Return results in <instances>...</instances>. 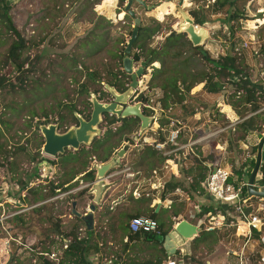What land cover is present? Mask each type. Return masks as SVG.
I'll use <instances>...</instances> for the list:
<instances>
[{"label":"trees","instance_id":"1","mask_svg":"<svg viewBox=\"0 0 264 264\" xmlns=\"http://www.w3.org/2000/svg\"><path fill=\"white\" fill-rule=\"evenodd\" d=\"M80 1V0H79ZM94 1V0H93ZM102 0H95L94 4L99 3ZM127 0H119L118 2V12L120 13L123 10ZM146 3L153 0H144ZM242 1V0H241ZM238 0H215L213 3L217 11H221L226 6L224 19L222 23L228 26L231 36H235V33L239 31L242 27L241 21L247 20L245 9L241 7H236ZM240 5V3H239ZM167 4L165 5V7ZM165 7L159 6L157 8V13H159V18L164 17ZM12 6L8 0H0V41L5 42L8 39H12V43L8 49L6 59L3 62L2 68L0 67V93L4 90L6 92H17L23 88L25 84V76L27 75L30 66L27 63L31 49L37 48L41 45L40 41L35 40L34 36H25V34L19 30L16 26L13 16L11 14ZM47 12V11H46ZM190 15L194 18L197 25H204L207 21L206 12L202 8L193 7L189 10ZM122 17H123V13ZM44 18H49L47 14H43ZM129 15H125L124 19ZM151 23L143 25L141 23L139 34L137 40L134 42L132 47L131 57L134 61L139 63L141 60L149 59L150 64L158 62L159 67L152 66L151 77L147 83L148 91L154 89H159L161 95L155 99L156 104H158L159 109L162 112V115L158 118L160 126H168L170 120L166 116V112L170 111L175 105L183 104L192 91L197 85L203 84V89L209 93H221L224 97L226 103L230 105L234 110L241 111L244 107L251 106L256 112L255 114L245 118L240 122L237 129L240 130L243 134L239 139H246L247 136L252 133H257V138L260 139L264 135V110L257 112L262 109L264 106V84L259 82V79H252L249 69L251 66L246 62L245 53L240 50L230 49L225 54H218L212 56V54L205 50V53L202 52L203 47H195L188 39L185 33L178 32L174 29H168L166 33H163V24L156 20L155 18L151 19ZM262 22V20H260ZM132 31L130 33V36ZM164 37L163 40L159 41L158 45L154 46L153 42L156 40L157 36ZM12 36V38H11ZM94 36V38L92 37ZM89 37V38H88ZM88 37L81 42L83 47H86L87 44L90 46L87 47L86 52L90 55L98 54L106 45L105 36L98 35L94 32H91ZM102 42H100V41ZM121 47H117L115 50H109V54L112 55L115 60L114 65L107 66L103 70L99 68H93L87 65L84 61L76 58V55L71 57H66L68 67H71L69 71L71 72V84L73 88L70 90L68 87L57 85L62 83L57 78L55 81L49 80L48 82H37L35 81V89L44 91V86L48 88V92L51 93L53 98V103L49 107L50 112H57L56 123L60 125V128L66 130L67 120L71 118L72 122L77 124L78 121L74 115V112L77 111L79 114L83 115L84 118L89 119L91 115L92 107L90 101V93L94 92L97 94L100 101L106 100V98L111 95L104 89V84H110L114 86L118 91L125 90L127 84L129 83L130 76L123 71V56L124 50L126 48V43L119 40ZM258 54L264 50V43L258 45ZM233 51V52H231ZM91 52V53H90ZM232 53V54H231ZM26 58V62L22 59ZM64 58V57H63ZM27 63V66H26ZM8 64L13 65L14 74H2L1 71L4 70L5 66ZM31 65V63H30ZM26 67V68H25ZM62 69H66L67 66L60 65ZM62 73V72H60ZM15 77L13 80L12 77ZM60 76V74H57ZM24 83V84H23ZM60 91L61 95L58 96L57 93ZM85 96L87 99L83 100L81 97ZM84 107H80V102ZM136 101L149 102L150 97L146 96L144 93L139 94ZM8 104L4 105V109L10 108ZM46 109V108H43ZM145 114L153 113L152 110L143 108ZM35 117H38V114L33 112L32 120ZM46 118L42 123L48 124L51 121L49 120V112L43 110L40 118ZM244 117V116H243ZM242 117V118H243ZM104 121L107 122L109 130L107 132L111 136H119L118 141H122L123 134L125 132H132L134 129H138L139 120L134 118H128L124 121L116 119L114 116L108 114L104 115ZM118 122H122L121 126L117 127L114 131L111 128V125H114ZM11 123L8 122L6 113L4 110L0 113V149H4L7 152L13 147L8 146L9 140L6 137V132H9ZM178 127V124H177ZM114 133V134H113ZM116 133V134H115ZM37 132L34 133L32 138V143L38 148V151L41 150L44 139L42 136H35ZM102 138H96L92 145L89 147V150L86 151L88 154H84L83 150H87L86 147H82L79 151H75L76 155L83 156L82 160H77L80 162L79 168L75 169V173L82 171H87L90 165V162L93 159H96L98 162L104 163L107 162L114 152V148L118 147L117 143H113L110 139L111 136ZM5 138V139H4ZM40 139L38 142L35 139ZM7 139V140H6ZM132 139L128 137L126 141H131ZM165 139L161 138L159 142H163ZM28 142V143H30ZM156 144H147L144 143V147L141 150L140 158L136 164H133L131 167L133 170H137L141 174L149 175L157 167L166 162V160L172 158L171 155L163 154V150L156 148ZM257 145L255 147V154L257 153ZM24 146L20 143L14 145V152L21 150ZM85 152V153H86ZM10 153V154H11ZM40 152H38L39 154ZM37 154V155H38ZM60 156V155H59ZM81 156V157H82ZM79 159L80 157H76ZM33 162H36V157H33ZM40 161H45V158L41 157ZM48 161V160H47ZM53 165H58L56 160L48 161ZM213 162V158L209 159L204 158V160H199L195 164L187 169L182 168L180 174L183 176L182 180L173 178L172 182L167 184V192L174 191L176 188H180L182 191H188L190 195H193V192L202 194L205 192L203 188V183L205 182L207 175L210 170L209 163ZM255 164V158H252L249 163L248 172L249 175ZM251 167V168H250ZM250 168V170H249ZM244 168L236 170L234 175L242 176ZM73 171V170H72ZM262 177L257 179L260 185H264V162L260 168ZM95 171L90 169L86 172L85 178L88 181H93L95 177ZM191 176V181L187 180V176ZM248 179V178H247ZM233 181V178H230V182ZM244 180H238L236 183H240ZM18 184L24 183L22 180L16 181ZM65 184H58L56 188H61ZM244 192L247 195V188ZM85 190L81 191L80 194H84ZM211 211V208H205L204 206L200 207V214L208 213ZM145 215L155 219L158 222V229L156 232H136L131 233L128 228V223L124 225L123 231L124 236L122 241H124V250H128L131 244L137 243L138 241H143L145 243H152L155 246H161L164 242L165 236L172 230L174 221L171 216H168V220H165L160 217L161 212H156L155 208H148L144 214L136 213L133 216L129 217L131 220L133 217ZM171 215L178 217L177 210H171ZM78 216V215H77ZM77 218L81 219L84 224L87 237H80L79 235L73 234V231L66 232V234H59V243L56 246V251L61 252V259L58 263L55 261L48 260L46 257H38L42 259L46 264H92L89 260V257L95 253L102 252V245L100 246L92 240L93 235L99 237V230L89 228L87 223L82 219L81 216ZM129 220V221H130ZM58 227L56 229L58 231ZM82 228H80L81 230ZM71 236V242L65 241ZM125 239H127L125 241ZM218 241V234L216 229L206 230L205 226H202L201 232L191 241L192 255L196 250V247L200 243L204 244H214ZM104 250V249H103ZM162 257L157 260L145 261L143 264H163L168 259V255L164 247H160ZM44 258V259H43ZM123 264H128L124 262ZM131 264V263H129Z\"/></svg>","mask_w":264,"mask_h":264},{"label":"rangeland","instance_id":"2","mask_svg":"<svg viewBox=\"0 0 264 264\" xmlns=\"http://www.w3.org/2000/svg\"><path fill=\"white\" fill-rule=\"evenodd\" d=\"M195 1L197 2L198 0H193V2ZM8 2L12 6L11 14L19 30H21L25 34V36L30 37L33 35L35 40L40 41V39L44 38V41L41 42V45L39 47L31 49L29 59L27 61V63H29L30 69L25 76L26 82L25 84L23 83L24 89L17 92L10 91L9 93L4 90L2 93H0V113L4 110L8 122L11 123L10 130L9 132H6L5 138L9 140L8 146H11V144L13 146L11 149L10 147H8V150H10V152L5 151L4 149H0V173L7 178L9 177L12 182H16L18 180L24 181V183L22 184L17 183L19 189H16L14 191V202L8 203V209H5L4 212H0V264H46L42 259H38V257L42 258L39 252L44 249V251H56V246L59 243V240L56 239V237H58L59 234H66V232L68 233L70 231H73V234L79 235L82 238L87 237L83 222L81 221V219L77 218L78 216L72 214V204L77 203L78 205H80V207H82V205H84L86 208L89 207V204H87L88 198L85 197L86 195H88L87 192L89 190V187L84 189V194H80L75 190L70 195L65 194L66 191L64 190H66L67 188H63L64 185L61 186L59 190H51L53 193V197L51 198V200L41 202L40 204L41 208L46 207L44 216L48 221V225L45 229L39 227V229L36 230L37 232L35 233L37 235L39 234V236L41 237L40 239H38V244L36 245V248L38 249L36 251L30 249L31 245L27 244L28 242L26 240V235L29 232L28 228H32V224L27 227V222L25 223V220L27 217V208L30 207L32 202L29 196L30 191H28L27 188L28 185L26 183V176L33 169L34 176L36 178H40V176H43L44 174V176L47 175L48 180L55 182V171L53 172V174H51L49 170L43 171V168L45 167L43 165L44 161L39 162V159L41 157L45 158V161H57V159H59L58 156L53 158L45 155L42 152V148L40 151H38V148L34 145L36 142H30L32 141L35 132H37L35 136H42L39 126L43 124L42 122L46 119L44 117L40 118L43 110L49 112V120L51 121L50 123H56L55 121L57 118V112H50L48 110L50 105L53 103V98L51 96V93L48 92L47 86L43 85L45 89L44 91L36 90V85L34 82L37 81L41 83L48 82L49 80L55 81L58 78L60 80L57 82L62 81V83L57 85L58 88L60 86H65L71 90L73 88V84H71V72L69 71L71 67H68V59L65 58L69 56L71 57L72 55H76V58L79 57V60L84 61L90 67L99 68L101 70H103V68L107 66L109 67L111 65H114L115 60L108 51L115 50L117 47H121L120 42H118L119 40L124 41L126 44L128 43L131 37L130 33L134 27V21L131 16L130 18L127 17L126 19H123L124 17H122L121 13H124L125 6L120 13H118L115 9V14L109 16L110 18L107 19L103 16V13H101V11L100 13H98L99 11L96 12L98 7L96 4H94L95 0H8ZM193 2L191 3L189 0H185L182 8L185 11L189 12L190 9L195 7L194 5H192ZM237 3L238 4L236 7H241L242 1L238 0ZM147 4L149 6H156V8L147 10L145 7L138 3L133 4V9L136 11L137 17L141 18V23H143V25L151 23V19L155 18L163 24V33H166V31L170 28L177 31L179 30V24L182 22L181 14L177 10V7L179 6V0H153L151 2H148ZM166 4L167 6L165 7ZM158 5H163V7H165L164 17L162 18L158 17ZM116 6L118 7V5ZM46 11L48 12L49 18L42 17L43 14H47ZM222 16H225L224 12L220 13V17ZM207 26L210 25L207 24ZM226 27L221 24L220 27L218 25V29L215 30L213 36L219 40H222V44L229 45L228 48L230 49L235 50L236 48L241 52L248 51V59L251 60L252 58L256 61L257 64L256 66H251V68L249 69V73L251 74L252 79H259V82L261 81L264 84V73L263 75L261 74V70H263L264 72V50H262L259 55L256 56L250 48H245L243 46L244 41L241 38L237 37L236 33L234 37L231 36L228 26ZM91 32H94L99 36L104 35L106 37V42L104 44L106 46L101 51H99L98 54L95 55H90L88 52H86V49L88 46H90V44H87L86 47H83L81 45V42H84V40ZM158 37L163 36L161 34L160 36H157L156 39ZM92 38H94V36ZM12 39H8L5 42L0 41L1 68L4 60L6 59L8 49L13 41ZM227 51L228 49H226V52ZM22 61L26 62V58L23 57ZM60 65L67 66V68L62 69ZM135 66L137 68L139 66V63L135 64ZM152 66H155L154 63L150 64L149 69L146 73L147 76L144 81H148L150 79ZM13 68V65L8 64L7 66H5L4 70L1 71V75H8L11 73L14 74ZM57 74H60V76H57ZM15 77L17 76L13 75L12 79L14 80ZM156 90H158L157 95H149V97L158 107L155 99L161 95V91L159 89ZM138 92L139 91H136L134 97L132 98V100H130L131 104L141 102L136 101L137 97L139 96ZM57 95H61L60 91H58ZM108 98L103 101L106 102ZM81 99L86 100L87 98L83 96L81 97ZM78 103L81 108L84 107L81 101ZM5 104H8L11 107L4 109ZM90 109H92V107ZM33 112L38 114V117H35L34 120H32ZM235 112L237 113L238 118L241 121L255 114L251 106L244 107V109L241 111L235 110ZM119 124L121 125L122 122L116 123V125ZM71 125H75V123L72 122L71 118H68L67 126L70 127ZM100 126L103 132L100 138L103 139V137L105 138L107 136L109 126L104 120ZM112 127L113 125L111 126V128ZM63 129L61 128L60 130L64 131ZM113 130L116 131L115 129ZM242 134L243 133L240 130L236 129V131L233 132L230 137H228V150L233 151L235 147H238L236 141L241 137ZM108 136H111V134L108 133ZM247 137V139L251 140L255 145L258 144L260 140L257 138L256 132ZM118 138L119 136H117V138L116 136H111L110 140L113 143H117ZM35 140L38 142L41 141L39 138ZM16 143H20V145H23L24 147L21 150H18L16 153L12 154L11 152H14V145ZM255 145L251 147L250 154H255ZM236 151V158H239V152L241 151L237 149ZM38 152L40 153L38 154ZM68 153L75 154L73 153L72 149H69ZM213 154L215 155L216 153ZM213 154L211 155L214 162L220 157H218L217 155L213 156ZM207 155L208 156H205L203 158H197L193 155L192 152L189 151V153H187L186 155H182L180 159H186L187 157L189 159H192V161L195 163L199 160H204V158L209 159L210 155ZM75 156L81 157L82 155ZM33 157H36V162L32 161ZM59 161L65 163L63 159H60ZM67 165L69 164L67 163ZM245 165L246 164L239 166L246 167ZM239 166L238 168L237 166L233 168L234 174L236 173L237 169L241 168ZM79 167H81L80 164L78 165V168ZM61 171L62 170H60V172ZM247 173V178H249V172ZM257 179H259V177ZM60 180H62L61 177L59 178V181ZM62 183H59V185ZM79 185L80 184H78L77 187ZM10 204H12L13 208H10ZM92 204L93 203H91V205ZM186 207L188 211L191 207H193V203L189 201L188 206ZM171 210L173 211L175 210V208H172ZM41 213L39 215H41ZM170 213L171 212H169V214ZM12 216H18L19 218L16 222V229H9L10 227L8 228L5 225L8 219ZM115 217L117 221L114 222L113 229L101 228L98 232L99 237L96 236L95 238V235H93L92 237V240L95 239L94 241L98 245L100 243H105V245H102L100 247L102 248V255L99 262L100 264H123L124 262H127L128 264H143L145 261L157 260L158 258L162 257L160 247H163V244L161 246H155L152 243L138 241L137 243L131 244L130 248L127 251L124 250V241H122V238L124 236L123 228L130 219H127V216L124 217L123 215H120L119 217L116 215ZM228 218L231 217H229L228 215ZM57 227L59 228V232L56 231ZM80 228L82 229L80 230ZM19 236H21L20 239H18ZM68 242H71V236L68 237ZM110 242L112 244H110ZM184 249L185 251H183ZM188 250V247L186 245H183L177 249L174 255L168 256L167 259L179 260L181 259L180 257L186 259L188 256L183 255ZM197 251L198 249L194 251L193 256L190 255V264H206V253L201 252L200 254Z\"/></svg>","mask_w":264,"mask_h":264},{"label":"crops","instance_id":"3","mask_svg":"<svg viewBox=\"0 0 264 264\" xmlns=\"http://www.w3.org/2000/svg\"><path fill=\"white\" fill-rule=\"evenodd\" d=\"M214 1L215 0H198L192 4L196 8H202L206 12L207 21L202 26H205L209 30L210 37L206 41L204 49L208 50L212 56L225 54L226 49L229 47V45L222 44V40L213 36L215 30L218 29V25L219 27L220 24L226 27V25L222 23L224 16L220 17V13H226V10L228 9L226 6L222 11H217L213 3ZM96 5L98 7L96 12L99 11L98 13H100L101 11L103 16L107 19L110 18L109 16L115 14V9L117 12L119 9V7L116 6L118 5V0H102ZM242 8L245 9L248 19L241 21L242 27L236 32L237 37L241 38L243 41L252 40L258 41L259 44L264 43V0H242ZM260 20H262V22H260ZM207 24L210 26H207ZM161 40H163V37H158L153 42V45H158ZM244 53L246 62L250 66H256L257 64L255 60L252 58L251 60L248 59V51H244ZM154 65L155 67L160 66L158 62L154 63ZM134 68H136L135 65ZM263 73V70H261L262 75ZM146 76L147 75L140 80V87L138 91H142V93L146 96H156L158 90L154 89L152 92L148 91V81H144ZM221 95V93L207 92L203 89V84H200L192 89L187 97V100L183 104L175 105L170 111L165 113L169 120H176L178 123V127L180 129L178 146L180 149L175 153L170 154L172 158L166 160V162L157 167L156 170H158L159 176L163 179L165 188L164 190L160 189L152 191L151 197L149 198L143 196L140 199H136L132 195V190L138 186L140 191H147V180L151 173L149 175H145L136 170L139 174L137 175V180L133 181L127 178L125 174H118L117 171H120L125 165L132 166L138 162L144 143L152 145L157 143L156 145H162L160 150H163V154L167 155L168 150L171 147L167 144L171 126L169 124L168 126L161 127L157 119L148 130L142 133L137 141H134L133 138L137 135L138 129H134L132 132H125L123 134V140L117 142L118 147L114 148L112 156L127 144L128 141H126V139L128 137H130L134 142L126 152L124 158H122L121 166L112 170L107 176L106 180L107 182H111L112 186L104 195L102 203L100 205H96V209L93 212V229H113L114 222L117 221L115 217L116 215L118 217L120 215H123L124 217L127 216V219H129V217L136 213L144 214L148 208H155L156 212H161L160 217L165 220H168V216H171V213L169 214L171 209L175 208L178 212V217L171 216L170 219L174 221L173 227H175L178 222L186 220L190 224L200 227L201 229L202 226L204 227V221L207 220L209 213H223L226 214V216L232 213V209L227 206V204L218 201L207 192L202 194L193 192L194 194L190 195L188 191H182L180 188L167 192V184L172 182L173 178L178 180L183 179V176L180 174V170L182 168L189 169L195 164L192 159L187 157L186 159H180L182 155H186L189 151L197 158L208 156L207 154L210 155V158L212 157L211 154L216 153L215 155L213 154V156L217 155L220 158L209 163L210 169L212 166H221L232 172L234 182L238 180H248L247 172L249 163L250 160L256 156L255 154H250V149L255 144H253V142L248 140V137H246L247 140L238 139L236 141L238 147H235L233 151L228 150V137L236 131L241 120L238 118L235 110L226 103L224 97ZM115 125H113V129H117L116 127H119L120 124ZM161 138H164L165 140L158 143V140ZM89 147L90 146L86 147L87 150H83L85 155L88 154L86 151L89 150ZM236 149L241 151L239 152V158H236ZM68 151L69 150H67L64 155L58 156L59 159H57V166L49 163L48 161L46 163V169L49 170L51 174H53L54 171L56 173L55 182L48 180L47 175L44 176V174L43 176L41 175L40 178H36L34 176L33 169L26 176V183L28 185L27 188L28 191H30L29 196L32 202L26 212V226L28 227L32 224V228H28L29 232L26 235V240L28 242L27 244L31 245L30 249L33 251L38 249L36 248V245L38 244V239L41 238L39 234L37 235L35 233L37 232L36 230L39 229V227L45 229L48 225V221L44 216L46 207L41 208V202L51 200L53 197L52 191L57 189L59 190L60 188L55 189V187L62 182H65L63 188H67L64 191H66L65 194L68 195H70L74 190L81 193V191L85 188H90L92 181L86 180L85 174L95 163H101L96 159H93L90 162L87 171L81 170L76 174L75 169H77L80 164L77 160H82L83 156L77 159L75 156L76 154H69ZM72 151L75 153V150ZM262 155L263 163L264 147ZM60 159H63L65 163L59 161ZM67 163L69 165H67ZM243 164H246V167H243L244 170L242 176L234 175L233 168L235 166L238 168L239 165ZM60 170L62 171L60 172ZM191 176L192 175L187 176L186 179L191 181ZM60 177L62 180L59 181ZM78 184L80 185L77 187ZM16 189H19L18 184L16 182H12L9 177L7 178L0 173V212H4L5 209H8V203L14 202L13 194H15L14 191ZM87 194L88 195L85 196L89 199H87V204H89L88 206H91V203H93V196L89 193V190ZM189 201L193 203V207L187 211L186 206H188ZM245 203L247 205L246 208L248 212L256 214L264 219V198L249 196L247 193ZM72 206V214L76 216V213H79L82 216L87 213V208L84 205L80 207L77 203H73ZM201 206L211 208V211L208 213H202L201 215ZM10 208H13L12 204H10ZM40 213L41 215H39ZM18 219V216H12L8 219L5 225L8 228L10 227L9 229H16V222ZM230 221L231 220H228L224 226L216 229L218 234V241L216 243L210 245L200 243L196 247V249H198V253H206V264H264V225L260 230L254 229L249 231L245 226H238L237 224L230 223ZM205 229L209 230L206 227ZM20 238L21 236H19L18 239ZM56 239H59V235ZM64 240L68 241V239ZM192 240L185 244L189 249L186 253H184V256H188L186 259H183L182 257H180L181 259L179 260L168 259L163 264H177L179 262L190 264V255H192L193 252L190 244ZM101 244L102 243L99 245ZM110 244L112 243L110 242ZM183 251H185V249ZM101 255L102 252L91 255L89 257L90 262L92 264H100Z\"/></svg>","mask_w":264,"mask_h":264},{"label":"water","instance_id":"4","mask_svg":"<svg viewBox=\"0 0 264 264\" xmlns=\"http://www.w3.org/2000/svg\"><path fill=\"white\" fill-rule=\"evenodd\" d=\"M184 1L185 0H179V6L177 7L182 17L178 32L185 33L193 46L203 47L202 52L205 53L204 45L210 37L209 30L205 26L197 25L190 13L182 8ZM189 1L191 3L193 2V0ZM134 3L142 5L147 10L156 8V6H149L144 0H127L124 7L123 16L129 15L134 21L131 37L124 50L122 68L123 71L131 77L130 84L124 92H119L110 84H104L105 90L113 97L111 102L100 101L97 94L91 92L90 101L92 104V111L90 118L86 119L83 115L75 111L74 115L78 123L71 125L64 131L60 130V125L58 123L41 124L39 129L44 138L42 152L45 155L55 158L59 155H64L69 149L79 151L84 146H91L94 140L101 137L103 134L100 125L104 120L105 114L114 116L116 119L122 121L128 118L138 119L139 127L137 135L133 138L134 141H137L142 133L148 130L155 121V115L144 113L142 103H130V100H132L134 94L140 87L141 78L146 75L150 66V60L145 59L139 62L137 68H134L136 62L131 57L132 47L137 40L142 21L140 17H137L136 11L133 9ZM133 140L128 141L127 144L118 150L107 162L95 163L92 166L91 169L95 171V177L89 188V193L93 196V204L90 206V211L83 216L75 211V213L81 216L87 223L89 228H93V212L96 209V205L102 203L104 195L112 186L111 182H107V176L112 170L121 166L122 158L133 145ZM263 147L264 135L258 142L255 164L251 170L247 184L248 195L261 198H264V187L257 189L256 181L262 166ZM200 232V227L194 226L186 220L178 222L164 238L163 247L167 255H174L178 248L194 239Z\"/></svg>","mask_w":264,"mask_h":264},{"label":"built area","instance_id":"5","mask_svg":"<svg viewBox=\"0 0 264 264\" xmlns=\"http://www.w3.org/2000/svg\"><path fill=\"white\" fill-rule=\"evenodd\" d=\"M258 41L246 40L244 41V47L250 48L254 54H258ZM138 91V90H137ZM139 94L142 93L138 92ZM142 103L143 108H147L152 110L153 113L151 115H155V120H157L161 115V110L154 104L152 99L149 102H140ZM264 109V107L262 108ZM260 109L259 111H261ZM257 111V112H259ZM256 113V112H255ZM176 120H170V134L167 144H169L170 149L168 150V154L175 153L180 148L178 146V139L180 134V129L177 127ZM264 129V124H263ZM162 145H156V148L160 149ZM47 161H44L43 165L46 166ZM46 167L43 168V171H46ZM118 174H125L127 178L130 180L136 181L137 175L139 174L130 165H125L121 168V170L117 171ZM232 177V172L226 168L221 166H213L203 183V188L205 192L212 195L218 201L227 204L232 209V213L226 216L223 213H209L207 216V220L204 221V226L207 229H217L225 225L228 220H231L230 223L237 224L238 226H245L247 230L252 231L254 229L260 230L264 225V219L256 214H252L248 212L247 205L245 203L246 193L244 192L245 188H247L248 180L242 181L240 183H236L234 181L230 182V178ZM258 177L261 178L262 174L259 172ZM148 190L145 192L140 191L139 187L136 186L132 190V195L136 199H140L143 196L151 197V192L154 190H164L165 183L163 179L159 176L158 170H154L151 175L148 177ZM264 185H260L258 181H256V188L261 189ZM90 211V206L87 207V213ZM86 213V214H87ZM128 228L131 233L136 232H156L158 229V222L148 216L140 215L133 217L129 223ZM127 239H125L126 241ZM40 255L46 257L48 260L59 262L61 259V252L57 251H41ZM184 256V255H183ZM184 264V263H181Z\"/></svg>","mask_w":264,"mask_h":264},{"label":"flooded vegetation","instance_id":"6","mask_svg":"<svg viewBox=\"0 0 264 264\" xmlns=\"http://www.w3.org/2000/svg\"><path fill=\"white\" fill-rule=\"evenodd\" d=\"M123 14H124V13H123ZM129 80H130V82H131V77L129 78ZM130 82H129V84H130ZM129 84H127V87H128ZM126 89H127V88H126ZM126 89H125V90H126ZM125 90H122V91H119V92H124ZM134 95H135V94H134ZM112 100H113V97L110 96L106 102H111ZM148 115H150V113H149ZM111 126H112V125H111ZM60 129H61V128H60Z\"/></svg>","mask_w":264,"mask_h":264},{"label":"bare ground","instance_id":"7","mask_svg":"<svg viewBox=\"0 0 264 264\" xmlns=\"http://www.w3.org/2000/svg\"><path fill=\"white\" fill-rule=\"evenodd\" d=\"M125 155H126V154H125ZM125 155H124V156H125ZM123 158H124V157H123Z\"/></svg>","mask_w":264,"mask_h":264}]
</instances>
